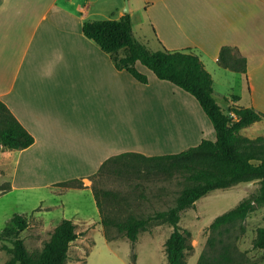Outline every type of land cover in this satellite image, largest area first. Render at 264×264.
Segmentation results:
<instances>
[{"label": "crops", "instance_id": "0c3cea01", "mask_svg": "<svg viewBox=\"0 0 264 264\" xmlns=\"http://www.w3.org/2000/svg\"><path fill=\"white\" fill-rule=\"evenodd\" d=\"M124 7L125 0H0V100L34 136L20 153L51 174L89 177L123 152L150 155L136 141L138 115L169 111L166 98L157 95L166 81L156 80L139 62L149 81L136 80L83 31L87 20L107 14L119 19ZM129 8L137 40L147 45L154 39L161 49L198 54L212 75L216 100L226 98L228 110L264 112V0H129ZM146 28L153 35L146 36ZM224 47L246 57V73L219 63ZM191 106L192 113L189 108L178 122V137L199 144L216 131L201 105ZM160 128L172 138V124ZM86 225H91L84 230L88 237L93 226L103 225L100 212Z\"/></svg>", "mask_w": 264, "mask_h": 264}, {"label": "rangeland", "instance_id": "374dc122", "mask_svg": "<svg viewBox=\"0 0 264 264\" xmlns=\"http://www.w3.org/2000/svg\"><path fill=\"white\" fill-rule=\"evenodd\" d=\"M107 15L98 19L116 17L113 14ZM144 34L149 37L153 32L146 28ZM141 38L145 39L143 36ZM147 43L150 49H161L154 39ZM139 66L159 80L151 69L140 62ZM243 93L245 100L247 95L245 91ZM157 95L166 98L170 109L167 112L151 111V117L147 116L148 112L139 113L141 134L136 141L140 147L150 155H160L177 153L197 145V142H192L187 137L182 138L188 139V142L178 137L180 136L178 122L182 116L184 118L188 116L189 108L192 113L191 104L200 106L197 99L169 81L161 88L157 87ZM217 100L222 108L228 111L227 99L217 95ZM149 119L152 121L150 127ZM171 124L172 138H168L163 133L164 127H160ZM165 130L168 131V128ZM241 132L250 137L264 135V120L242 129ZM204 137L215 140L216 134L213 136L207 132ZM144 166V162L137 157L121 158L113 169L121 167L118 169L121 170L120 173L114 172L97 178V185L100 188L116 191L119 195V206L105 203L108 215L119 219L125 218L130 212L146 216L166 210L176 203V198L184 185L182 177L150 173ZM136 168L141 171H137ZM49 171L27 153H20V150H0V189L9 183L12 184L11 190L0 193V232L15 213H26L29 226L22 232V237L29 250L39 251L50 238L55 226L62 219L68 218L73 220L82 232H79L80 236L71 243L66 264L168 263L165 242L173 230L172 226L167 223H152L148 230L139 233L134 247L115 227L106 230L105 227L103 229V225L93 226L91 235L87 237L84 230L87 227L91 229V225L86 224L96 221L99 217L92 191L87 188L62 189L53 184H46L49 180L63 181L86 176L51 174ZM83 182L91 188L90 176L83 178ZM258 187V180H253L216 189L181 212L180 225L191 232L192 248L186 251L187 264H198L202 257L210 261L229 257L239 264H264V250L255 247L253 243L257 229L264 226V205L251 212L244 220L220 228L211 227V223L218 215L235 207L242 199L256 192ZM141 190L144 192L143 196L139 194ZM10 257L11 254L0 247V264H5Z\"/></svg>", "mask_w": 264, "mask_h": 264}, {"label": "trees", "instance_id": "16d2710c", "mask_svg": "<svg viewBox=\"0 0 264 264\" xmlns=\"http://www.w3.org/2000/svg\"><path fill=\"white\" fill-rule=\"evenodd\" d=\"M83 31L112 56L118 69H126L136 80L142 83L149 81L148 75L136 66L140 62L151 69L158 79L169 81L193 95L214 126L215 140L204 138L197 145L170 154L123 152L106 159L99 171L90 176L92 193L101 215V223L106 230L115 227L134 247L139 233L148 230L152 223H167L173 227L165 242L167 264H187L186 251L192 248V244L190 230L180 225L183 210L216 189L253 180H258V190L232 209L218 215L211 227L220 228L244 220L251 212L264 205V135L249 137L241 132L255 122L264 120V112L251 107H233L225 111L214 96L212 75L200 56L191 51H170L167 48L151 50L134 37L129 12L119 19L87 20L83 24ZM219 63L234 71L247 72V59L235 48H222ZM229 111L234 112L235 117ZM34 140V136L0 100V150L25 149ZM129 156L141 159L150 173L182 177L184 185L173 206L146 216L130 212L123 219L106 213L105 203L119 206V195L116 191L100 188L97 178L114 172L120 173L121 170L118 169L121 167L113 170L115 165L121 158ZM137 168V171H141ZM54 185L62 189L87 187L83 177L63 180ZM11 189L12 184L9 183L0 189V193ZM135 192L137 193L136 190ZM139 194L143 196V190ZM28 226L27 214L19 212L9 219L0 232V247L11 254L5 264H66L71 243L80 236L77 224L71 219H62L39 251L29 250L24 242L22 232ZM106 236L109 238L107 232ZM253 243L255 247L264 250V226L257 229ZM198 264L239 263L229 257L214 261L202 257Z\"/></svg>", "mask_w": 264, "mask_h": 264}, {"label": "water", "instance_id": "95a60500", "mask_svg": "<svg viewBox=\"0 0 264 264\" xmlns=\"http://www.w3.org/2000/svg\"><path fill=\"white\" fill-rule=\"evenodd\" d=\"M125 9H124V11L126 12V13H128L129 11H130V8H129V0H125Z\"/></svg>", "mask_w": 264, "mask_h": 264}, {"label": "built area", "instance_id": "2783aa9c", "mask_svg": "<svg viewBox=\"0 0 264 264\" xmlns=\"http://www.w3.org/2000/svg\"><path fill=\"white\" fill-rule=\"evenodd\" d=\"M232 116H234V117H235V114H234V112H233Z\"/></svg>", "mask_w": 264, "mask_h": 264}]
</instances>
